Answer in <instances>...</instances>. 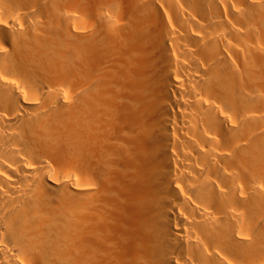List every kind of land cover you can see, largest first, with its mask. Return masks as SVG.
Returning <instances> with one entry per match:
<instances>
[{
	"label": "bare ground",
	"instance_id": "obj_1",
	"mask_svg": "<svg viewBox=\"0 0 264 264\" xmlns=\"http://www.w3.org/2000/svg\"><path fill=\"white\" fill-rule=\"evenodd\" d=\"M0 264H264V0H0Z\"/></svg>",
	"mask_w": 264,
	"mask_h": 264
}]
</instances>
